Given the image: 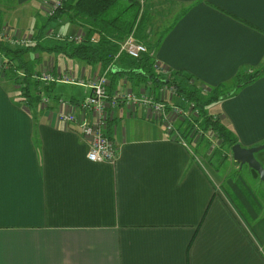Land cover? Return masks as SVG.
Masks as SVG:
<instances>
[{
  "label": "crops",
  "instance_id": "obj_1",
  "mask_svg": "<svg viewBox=\"0 0 264 264\" xmlns=\"http://www.w3.org/2000/svg\"><path fill=\"white\" fill-rule=\"evenodd\" d=\"M48 1L0 0L3 26L34 33L46 18L31 20ZM137 1L146 40L165 68L154 73L165 80L184 71L199 87L224 85L229 93L207 113L242 146L264 143V0ZM53 27L81 30L65 19ZM30 58H38L37 71L71 70L85 83L53 82L42 107L26 104L17 85L0 76V264H264V209L256 207L249 221L224 188L230 174L218 178L222 165L206 162L210 148L188 142L180 121L176 132L187 146L142 106L121 105L103 130L117 159L90 161L77 126L58 121L57 100H83L89 80L106 67L61 54ZM133 59L111 62L110 71L122 73L108 75L109 94L145 91L157 98L161 83L130 73ZM255 70L254 80L235 81L238 72ZM255 156L264 168V148Z\"/></svg>",
  "mask_w": 264,
  "mask_h": 264
},
{
  "label": "trees",
  "instance_id": "obj_2",
  "mask_svg": "<svg viewBox=\"0 0 264 264\" xmlns=\"http://www.w3.org/2000/svg\"><path fill=\"white\" fill-rule=\"evenodd\" d=\"M119 1L120 0H60V5L54 10V13L52 15H47L46 23L32 33L35 40L33 44L15 48L8 45L0 37V54L3 57L0 63L5 67L3 72H0V76H4L13 84L17 85L18 95L22 97V100L26 101V104L37 103L40 101V95L43 92H49L51 90L53 82L44 84L33 78V75L37 73L35 69L39 64V60L38 58L29 59L30 54H36L42 51L54 52L69 58L85 61L86 63H100L107 67L114 60L116 54H118L120 42L133 32L134 36L145 43L147 48H149L147 53L131 61V70L129 72L135 74L137 70H140L141 73H136L137 75L144 74L145 76H150L154 78L157 85L163 81L171 82L175 85L178 94L183 99L195 102L196 106L199 108L200 122L198 126L200 130H202L203 133L214 131L219 141V144L217 143L215 147L209 149V159L215 158L217 161L223 162L227 158V150H229V153L231 152L230 148L233 144L237 143V138L227 126L222 123L217 115L214 118L212 115L208 114L206 107L217 102L229 92L223 90L224 85H220L208 88L207 94L204 95L201 93L202 86L199 87L194 84L189 85L188 81L192 76L184 71L168 72L169 74L166 77L167 80L159 78L153 71V64L156 59L152 51L151 43L146 40L147 35L145 30L147 28V18L144 12L139 15V2L137 0H127L128 4L119 8ZM135 5L137 7L133 12L132 9ZM63 19L79 26V28L83 30V40L74 42L49 39L51 41L45 42L43 39V31L45 28L48 27L50 23L57 25V23ZM2 28L3 17L2 11L0 10V32ZM91 38L95 40H91ZM153 45H156V43L154 42L152 46ZM120 56L127 55L120 53L119 57ZM18 72H22L23 75H19ZM120 73L122 72H113L111 70L107 76L114 77ZM259 75L260 73L257 70L245 71V73L240 71L235 75V81L239 85H243L254 80ZM110 82L111 80L109 79L107 89L110 87ZM180 123L179 127H182L183 137L189 139L190 142H194L189 136L194 124L189 120H183L180 121ZM169 134L170 136H174H172L173 139H176L173 133ZM201 138L206 139L204 136H201ZM199 140L200 137L196 142ZM209 142L210 144L212 143L211 141ZM250 170L258 176L255 170L251 168ZM224 181V188L227 194L232 198L239 210L244 212L249 221L256 219L258 210L261 209V204L246 182L243 179L239 180L238 178L231 177H227ZM256 207H258V210Z\"/></svg>",
  "mask_w": 264,
  "mask_h": 264
},
{
  "label": "built area",
  "instance_id": "obj_3",
  "mask_svg": "<svg viewBox=\"0 0 264 264\" xmlns=\"http://www.w3.org/2000/svg\"><path fill=\"white\" fill-rule=\"evenodd\" d=\"M47 15H52L54 10L60 5V0H52L45 2ZM84 32L80 30L76 33H62L53 26L46 27L43 32V39L51 40H67L80 42L83 40ZM0 37L8 45L19 48L31 45L35 42L32 33L13 32L8 28H2ZM91 40H95L91 38ZM148 48L142 41L138 40L133 32L128 35L122 42L118 54L114 57L116 59L120 53L138 59L144 53H147ZM0 54V60L2 59ZM154 68L164 70V66L155 61ZM111 65H108L103 72L94 76L89 80L87 86L89 87V94L81 101L71 104L69 100L58 98L59 111L57 113L58 121L63 125L74 124L78 128V133L87 145L86 157L94 162L113 163L117 159V146L115 142L106 136L103 132L108 117L113 113V110L119 108L121 105L133 109L137 106H142L148 112L152 121L159 122L168 133H173L178 140L185 146L186 142L177 135L175 122L189 120L193 125L190 138L197 141L201 136L213 143L210 136H214L213 131L203 133L198 126L200 122L199 108L195 102L183 99L177 92L176 87L171 82L163 81L158 88V97L154 98L151 94L141 91L134 93L131 90L124 92H116L109 94L107 86L109 78L107 76ZM4 66L0 63V72H3ZM23 75L22 72H18ZM35 80L44 84L51 82H61L70 84H84V80L73 75L71 70L54 73L47 67H42L33 75ZM191 81H195L193 78ZM189 80V81H190ZM195 83V82H194ZM202 91L206 92L208 89L202 86ZM40 104L42 107L49 105V97L46 94L40 95ZM182 104V105H180ZM198 120V121H197ZM215 137V136H214ZM216 138V137H215Z\"/></svg>",
  "mask_w": 264,
  "mask_h": 264
},
{
  "label": "rangeland",
  "instance_id": "obj_4",
  "mask_svg": "<svg viewBox=\"0 0 264 264\" xmlns=\"http://www.w3.org/2000/svg\"><path fill=\"white\" fill-rule=\"evenodd\" d=\"M127 4H128L127 0H120L118 3V7L122 8V7L126 6ZM136 7L137 6L135 5L134 8L132 9L133 12L135 11ZM143 10H144V7L139 6V15L143 12ZM46 17H47V13L43 10V11H40L39 16L37 18H34L33 20H31V22L33 24L36 23V21L40 23ZM49 26H53V25L50 23ZM31 32H32V30H31ZM41 55L43 56L44 59H47L49 56H52V57L57 56V54H55L54 52L47 53L44 51L41 52ZM194 82L191 80L188 81L189 85H193ZM201 93L205 95V94H207V91L206 92L201 91ZM215 103L216 102H214L213 104H215ZM213 104H211V105H213ZM210 107L211 106H207L206 109L209 110ZM212 110H213V108H210V111H212ZM216 110H217V108H214V111H216ZM213 134L216 138L212 135L210 136V138L213 139L214 144L218 143L219 141L217 140L218 138H217L216 133L214 131H213ZM187 141L189 142V139H187ZM208 143H209V146H208ZM199 144H200V146H202L206 149L207 148H211V149L213 148V146H212L213 143L210 144V142L204 138H200ZM189 145H190L191 150L198 156L199 149H197L194 145L193 146L191 144H189ZM257 145H259V144H257ZM230 153H229V150H227L228 155H227V158L223 162L222 161L219 162L215 158H212L211 160L207 159V158H209L208 155L206 156L205 160H206V162L210 161V163L212 165H215V163L222 165L221 167L219 166L220 172L218 171L219 173H217L219 175L218 176L219 179H225L227 177L226 175H229V174H230L229 177H231V178H238L239 180L243 179L246 182V184L250 187V189L253 191V193L256 195L259 203L261 204L262 208L264 209V183L260 180L259 176H257V175H256L257 177L251 176V174H250L251 171H250L247 164H243L241 166L239 164L237 165V163H235L234 160L232 159V153H231V156H230ZM235 165L237 167H235ZM228 189H229V187H228Z\"/></svg>",
  "mask_w": 264,
  "mask_h": 264
},
{
  "label": "water",
  "instance_id": "obj_5",
  "mask_svg": "<svg viewBox=\"0 0 264 264\" xmlns=\"http://www.w3.org/2000/svg\"><path fill=\"white\" fill-rule=\"evenodd\" d=\"M263 148L264 143L250 147H244L239 143H235L231 146L230 151L232 153V159L236 163L240 166L247 164L249 168L257 172L260 180L264 183V168L255 156L256 152Z\"/></svg>",
  "mask_w": 264,
  "mask_h": 264
}]
</instances>
